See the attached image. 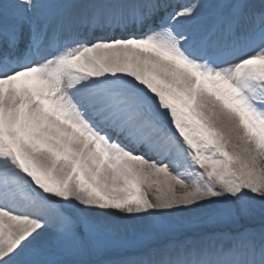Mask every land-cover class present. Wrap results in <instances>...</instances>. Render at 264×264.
Wrapping results in <instances>:
<instances>
[{
  "label": "snow or ice",
  "instance_id": "obj_1",
  "mask_svg": "<svg viewBox=\"0 0 264 264\" xmlns=\"http://www.w3.org/2000/svg\"><path fill=\"white\" fill-rule=\"evenodd\" d=\"M0 264H264V0H0Z\"/></svg>",
  "mask_w": 264,
  "mask_h": 264
}]
</instances>
